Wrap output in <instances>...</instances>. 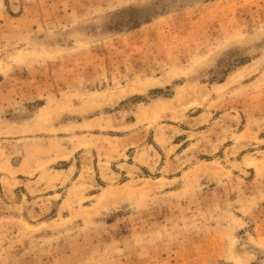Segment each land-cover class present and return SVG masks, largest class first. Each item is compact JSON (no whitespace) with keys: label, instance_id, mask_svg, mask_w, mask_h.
Masks as SVG:
<instances>
[{"label":"rangeland","instance_id":"1","mask_svg":"<svg viewBox=\"0 0 264 264\" xmlns=\"http://www.w3.org/2000/svg\"><path fill=\"white\" fill-rule=\"evenodd\" d=\"M0 264H264V0H0Z\"/></svg>","mask_w":264,"mask_h":264}]
</instances>
